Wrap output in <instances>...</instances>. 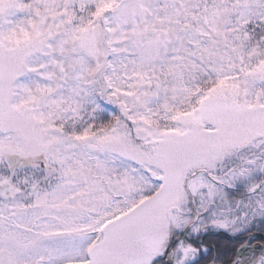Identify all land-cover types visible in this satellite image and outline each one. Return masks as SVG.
<instances>
[{"label":"snow or ice","instance_id":"1","mask_svg":"<svg viewBox=\"0 0 264 264\" xmlns=\"http://www.w3.org/2000/svg\"><path fill=\"white\" fill-rule=\"evenodd\" d=\"M0 264H264V0H0Z\"/></svg>","mask_w":264,"mask_h":264}]
</instances>
